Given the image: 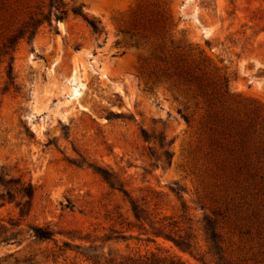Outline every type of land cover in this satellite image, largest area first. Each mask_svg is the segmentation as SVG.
Returning a JSON list of instances; mask_svg holds the SVG:
<instances>
[{"label": "rangeland", "instance_id": "1", "mask_svg": "<svg viewBox=\"0 0 264 264\" xmlns=\"http://www.w3.org/2000/svg\"><path fill=\"white\" fill-rule=\"evenodd\" d=\"M59 1L101 31L67 14L0 55V264H200L130 212L129 201L172 218L198 246L212 218L204 105L156 81L151 55L163 25L166 46L227 81L229 102L264 114V0ZM217 226L225 258L264 264V240L239 237L232 221ZM33 227L51 240H35Z\"/></svg>", "mask_w": 264, "mask_h": 264}, {"label": "trees", "instance_id": "2", "mask_svg": "<svg viewBox=\"0 0 264 264\" xmlns=\"http://www.w3.org/2000/svg\"><path fill=\"white\" fill-rule=\"evenodd\" d=\"M67 14L80 18L91 34L100 33L98 22L89 19L81 6H67L59 0H0V30L3 33L6 31L0 42V55L8 56L19 41L30 42L41 26H50L52 21L62 22ZM159 28L151 55L153 78L190 93L204 105L199 129L210 165L212 218L205 219L201 238L203 244L198 246L196 238L190 234L191 228H180L172 218L153 220L154 217L151 218L145 210L129 201L131 215L141 226L148 227L152 237L169 241L200 264H218L207 258L222 264H250L251 260L224 257L217 219L232 221L239 237L264 240V114L257 108L234 106L229 102L227 81L206 74L201 64L189 60L182 49L166 46H170V41L162 34L164 26ZM10 73V64L7 63L5 78L8 84L11 83ZM164 155L168 156V152L164 151ZM146 215L151 218L149 222L154 228L145 222ZM142 231L147 234L144 228ZM31 234L37 241H50L53 236L48 228L39 227L31 228ZM62 246L67 245L62 243ZM201 247L205 251L202 252ZM83 257L91 264H111L115 259L118 262L112 264H134L130 258L110 260L101 255L96 262ZM138 264L179 263L172 258L159 259L150 255Z\"/></svg>", "mask_w": 264, "mask_h": 264}]
</instances>
